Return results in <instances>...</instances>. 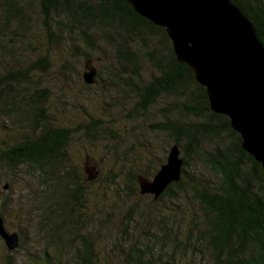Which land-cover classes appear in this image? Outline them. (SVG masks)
<instances>
[{"label": "trees", "instance_id": "obj_1", "mask_svg": "<svg viewBox=\"0 0 264 264\" xmlns=\"http://www.w3.org/2000/svg\"><path fill=\"white\" fill-rule=\"evenodd\" d=\"M231 1L254 24L264 46V0ZM35 2L50 44L75 37L82 44L73 40L70 55L92 65L91 52L99 41L105 44L98 51L113 63L106 74L96 69L95 83L116 87L134 105L128 121L149 114L161 98L177 102L164 109L178 118L165 114L150 125L171 148H180L184 162L181 180L158 200L141 194L138 178L153 177L167 157L162 165L152 162L148 172L131 167L87 183L71 163L74 138L100 140L105 124L94 119L70 128L54 120L45 85L50 55L26 61L27 11ZM142 61L151 68L147 81ZM82 81L87 90L94 87ZM113 101L109 107L115 109ZM118 147H109L110 155L118 157ZM20 171L37 180L33 209L37 233L46 236L44 252L30 264H264L262 165L243 150L229 118L210 109L205 88L178 62L166 31L137 14L129 0H0V181L17 178ZM10 198L0 199L5 225ZM17 232L21 243L15 253L26 241L25 233ZM8 258L4 264H13L12 255Z\"/></svg>", "mask_w": 264, "mask_h": 264}, {"label": "rangeland", "instance_id": "obj_2", "mask_svg": "<svg viewBox=\"0 0 264 264\" xmlns=\"http://www.w3.org/2000/svg\"><path fill=\"white\" fill-rule=\"evenodd\" d=\"M36 4L35 2L33 8L27 11L29 22L26 24V38H28L29 46L26 48V61H35L41 55L45 56L46 53L50 55L51 67L45 76V85L51 92L50 104L54 120L58 125L70 128L86 125L94 119H101L105 124L102 134L104 138L87 141L86 137L76 136L72 142L69 152L70 161L85 175V183L89 182L85 172L86 165L89 169L95 168L93 173H98V177L103 175L105 179L114 173L118 176L120 172L131 167L140 173L150 171L152 162L162 165L164 157L168 156L171 142L165 135L156 133L150 125L162 121L165 114L169 115L166 111L168 108H164L177 102L171 97L161 98L149 114L137 117L136 121L133 118L128 121V110L134 105L129 103L116 87L105 86L102 80H99V84L96 82L90 90L82 85L87 61L81 60L80 55H70L75 45L73 40H76V44H82L81 40L74 37L72 42L69 38L60 42V46L50 44ZM57 20L59 19L55 16L51 22L54 30L58 28ZM91 33H93L92 30ZM76 37H79L78 30H76ZM97 46L99 51L106 49L105 44L101 41ZM70 47H72L71 50ZM98 49L91 52V60L96 69L106 74V69L111 66L113 61L101 56ZM66 62L72 63V66L65 67L64 63ZM141 64V72L147 81L151 74V68L145 61H142ZM111 97H113L114 105H117L115 109L113 106L109 107ZM169 116L173 120L178 118L177 113ZM115 144L119 145L118 157L110 155L108 151V148ZM211 144V148L215 146L214 143ZM7 184L12 187L6 190L4 187ZM37 190V180L30 177L25 171H20L17 178L8 177L0 181V197H11V205L6 212V229L10 232H17L18 229H21L22 233L26 235V241L18 253L9 252L5 243L0 241V264L9 260L8 255H12L10 261L13 264H30L32 257H41L44 252L46 236L44 233H37L38 221L33 209V195L40 191ZM106 192L109 196L114 194L113 190H106ZM133 201H128L123 209H128ZM148 202L149 198L143 200L144 205ZM108 203H111V200ZM99 238L105 243L103 235L99 234Z\"/></svg>", "mask_w": 264, "mask_h": 264}, {"label": "water", "instance_id": "obj_3", "mask_svg": "<svg viewBox=\"0 0 264 264\" xmlns=\"http://www.w3.org/2000/svg\"><path fill=\"white\" fill-rule=\"evenodd\" d=\"M129 4L166 31L178 62L187 65L205 88L210 109L229 118L243 150L264 170V46L254 24L231 0H129ZM85 70L84 82L93 85L96 68L88 62ZM183 166L181 150L173 146L152 179L139 176L141 194L158 200L170 184L181 180ZM94 171L86 165L88 181L97 179ZM0 238L9 252L21 243L19 233L8 231L1 216Z\"/></svg>", "mask_w": 264, "mask_h": 264}]
</instances>
